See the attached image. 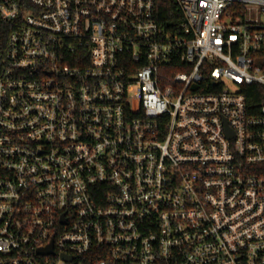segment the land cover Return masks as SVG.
<instances>
[{
    "label": "built area",
    "instance_id": "obj_1",
    "mask_svg": "<svg viewBox=\"0 0 264 264\" xmlns=\"http://www.w3.org/2000/svg\"><path fill=\"white\" fill-rule=\"evenodd\" d=\"M175 1L0 0V264H264V0Z\"/></svg>",
    "mask_w": 264,
    "mask_h": 264
},
{
    "label": "trees",
    "instance_id": "obj_2",
    "mask_svg": "<svg viewBox=\"0 0 264 264\" xmlns=\"http://www.w3.org/2000/svg\"><path fill=\"white\" fill-rule=\"evenodd\" d=\"M157 18L170 33H175L183 21L182 13L175 0H156ZM253 88H259L254 86Z\"/></svg>",
    "mask_w": 264,
    "mask_h": 264
},
{
    "label": "water",
    "instance_id": "obj_3",
    "mask_svg": "<svg viewBox=\"0 0 264 264\" xmlns=\"http://www.w3.org/2000/svg\"><path fill=\"white\" fill-rule=\"evenodd\" d=\"M52 251V249H50V252Z\"/></svg>",
    "mask_w": 264,
    "mask_h": 264
}]
</instances>
